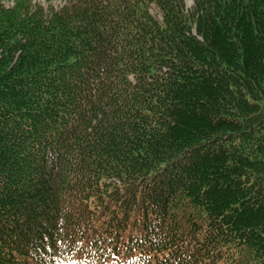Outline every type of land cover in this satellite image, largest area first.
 <instances>
[{"label":"trees","instance_id":"trees-1","mask_svg":"<svg viewBox=\"0 0 264 264\" xmlns=\"http://www.w3.org/2000/svg\"><path fill=\"white\" fill-rule=\"evenodd\" d=\"M185 2L0 0V264H264V0Z\"/></svg>","mask_w":264,"mask_h":264},{"label":"rangeland","instance_id":"rangeland-1","mask_svg":"<svg viewBox=\"0 0 264 264\" xmlns=\"http://www.w3.org/2000/svg\"><path fill=\"white\" fill-rule=\"evenodd\" d=\"M6 6H11L14 3V0H1ZM67 0H34L35 3L42 5L46 10H48L50 7H61L65 4ZM185 6L187 9V12H190V9L193 5V0H186ZM152 14H159L156 7H151ZM160 16V15H159Z\"/></svg>","mask_w":264,"mask_h":264}]
</instances>
